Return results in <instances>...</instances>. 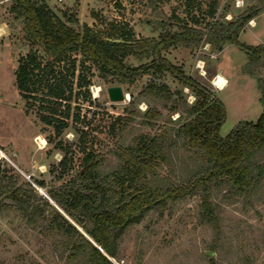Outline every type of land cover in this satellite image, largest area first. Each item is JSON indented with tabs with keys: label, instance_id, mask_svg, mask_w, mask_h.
<instances>
[{
	"label": "rangeland",
	"instance_id": "374dc122",
	"mask_svg": "<svg viewBox=\"0 0 264 264\" xmlns=\"http://www.w3.org/2000/svg\"><path fill=\"white\" fill-rule=\"evenodd\" d=\"M49 1L72 16L79 30L85 24L101 36L115 30L130 32L135 44L123 58L129 67L150 63L152 47L160 38L185 34L184 42L175 40L171 46L161 48L160 55L206 85L222 102L225 118L218 129L220 136L238 122H254L261 113L264 0ZM10 4L11 0H0V264H79L80 257L69 258L70 239L48 227L52 208L64 214L49 197L50 191L72 180L83 156L82 148L93 150L100 158L98 172L106 174L122 163V150L138 134L160 135L171 146L167 160L147 174L151 182H189L203 169V162L186 150L175 130L189 117L196 99L190 87L168 72L148 70L131 83H120L100 74L79 53L72 54L75 75L82 73L90 80V99L84 97L83 89H76L74 77L71 97L65 103L69 104V126L61 136H54L52 127L36 115L40 102L35 100L34 106L25 111L24 100L15 88L17 58L30 49V44L22 18L9 12ZM254 10L255 23L253 17L247 20L237 40L250 46L253 54L260 50L257 60L252 61L239 45L210 42L217 29L215 20L225 24ZM32 48L43 54L38 44ZM216 73L226 78L221 90L210 83ZM149 81L158 89L145 93ZM114 85H120L127 96L120 102L107 98L106 89ZM93 88H98L97 95ZM75 112L85 117L86 126L71 121ZM120 115L123 117L116 119ZM179 115L183 117L180 121ZM79 129L86 132L82 145L77 143ZM36 137L43 140L42 148L37 149ZM59 140L65 145L63 151L56 147ZM65 152L63 166L59 161ZM263 159V150L251 158L255 162ZM203 197L207 213L201 207ZM115 251L111 264H264V178L258 188L244 195L235 194L227 183L216 178L205 191L200 187L177 200L166 201L148 210L139 223L128 226L119 235Z\"/></svg>",
	"mask_w": 264,
	"mask_h": 264
},
{
	"label": "trees",
	"instance_id": "16d2710c",
	"mask_svg": "<svg viewBox=\"0 0 264 264\" xmlns=\"http://www.w3.org/2000/svg\"><path fill=\"white\" fill-rule=\"evenodd\" d=\"M9 12L14 17L22 18L25 36L30 44V49L17 58L13 71L15 88L24 100L25 111L34 106L35 100L40 102L36 115L43 124L52 127L54 136H61L62 131L69 126V104L65 103L71 97L74 77L76 89H83L84 97L90 99L87 90L90 80L82 73L75 75V59L71 58L72 54L79 53L100 74L110 75L120 83H131L138 74L147 73L148 70L154 73L168 72L184 86L190 87L196 99L189 110V117L184 118L175 130L176 137L182 140L186 150L203 162V169L189 182L182 185L164 180L153 183L147 178V174L168 157L171 146L160 135L135 136L122 150V163L106 174L98 172L100 158L93 150L82 148L83 156L72 180L58 187L57 191H50L49 197L102 251L69 219L52 208L53 215L48 221V227L70 239L71 260L80 257L79 264H111L107 256L115 257L117 239L128 226L139 223L148 210L166 201L177 200L200 187L205 191L216 178L227 183L237 195L258 188L264 178V159L255 162L251 158L255 152L264 151V105L254 122H238L225 136H220L218 129L225 118L222 102L211 94L206 85L185 75L160 55L161 48L171 46L175 40L184 42L185 34L178 32L172 37L160 38L152 47L150 63L129 67L124 64L123 58L131 53L135 44L130 32L115 30L101 36L91 32L85 24L76 32L56 18L44 0H11ZM60 12L67 21L76 22L72 16ZM213 14L214 8L211 6L209 15L212 17ZM256 14L255 10L246 12L225 24L215 20L217 29L212 33L210 42L224 41L239 45L252 61L257 60L260 50L257 55L253 54L250 46L239 44L237 40L243 25ZM109 39H121L124 42ZM37 44L43 54L32 48ZM261 51L264 52V47ZM158 87L167 90L164 85ZM155 89H158L155 83L149 81L143 92L151 93ZM63 102L65 105L60 110ZM122 117L120 115L116 119ZM182 119L179 115L178 121ZM71 121L87 125L85 117L79 116L78 112L72 113ZM85 135V130H78L79 145H82ZM62 146L65 145L59 140L57 149L62 150ZM65 156L66 152L59 161L60 165L64 166ZM45 202L50 205L48 201ZM201 203L207 213L205 197Z\"/></svg>",
	"mask_w": 264,
	"mask_h": 264
},
{
	"label": "water",
	"instance_id": "95a60500",
	"mask_svg": "<svg viewBox=\"0 0 264 264\" xmlns=\"http://www.w3.org/2000/svg\"><path fill=\"white\" fill-rule=\"evenodd\" d=\"M47 8L52 12V14L55 15L56 18H58L65 26L75 30L76 32L79 31V28H78V25L75 21H67L63 15L61 14L60 10H58L56 7L53 6V4L49 1V0H44ZM110 41H113V42H124L123 40L121 39H109ZM106 94H107V98L110 102H120L124 99V93L122 91V88L120 85H114V86H109L107 89H106ZM67 219H69L67 217V215L63 214ZM70 220V219H69ZM71 221V220H70ZM71 223L83 234L85 235L97 248H99L101 251L102 249L97 246L94 241H92V239L90 237H88V235H86L84 233V231L76 224V223H73L71 221ZM105 254V253H104ZM106 255V254H105ZM107 256V255H106ZM107 258L109 260H111L108 256Z\"/></svg>",
	"mask_w": 264,
	"mask_h": 264
},
{
	"label": "bare ground",
	"instance_id": "6f19581e",
	"mask_svg": "<svg viewBox=\"0 0 264 264\" xmlns=\"http://www.w3.org/2000/svg\"><path fill=\"white\" fill-rule=\"evenodd\" d=\"M200 66H201V62H199V66L198 67H200ZM225 82H226L225 77L223 75H221L220 73H217L216 76L211 80V83L213 84V86L217 90H221L224 87ZM92 91H93L94 95H97L98 88H93ZM125 97H127V96H125ZM36 140H37L39 145H42L44 143L43 140H41L40 137H36Z\"/></svg>",
	"mask_w": 264,
	"mask_h": 264
},
{
	"label": "built area",
	"instance_id": "2783aa9c",
	"mask_svg": "<svg viewBox=\"0 0 264 264\" xmlns=\"http://www.w3.org/2000/svg\"><path fill=\"white\" fill-rule=\"evenodd\" d=\"M237 1H238V0H236V2H237ZM53 2H54L55 4H60V3L64 2V0H53ZM34 142H35V145H36L37 149L42 148V147H40V145L38 144L37 141L34 140Z\"/></svg>",
	"mask_w": 264,
	"mask_h": 264
},
{
	"label": "crops",
	"instance_id": "0c3cea01",
	"mask_svg": "<svg viewBox=\"0 0 264 264\" xmlns=\"http://www.w3.org/2000/svg\"><path fill=\"white\" fill-rule=\"evenodd\" d=\"M252 20H253V22L255 23V21H254V17L252 18ZM255 26V24L252 26V27H254ZM240 34L241 33H239V36H240ZM217 74V73H216ZM220 74H222V73H220ZM223 75V74H222ZM226 79V78H225ZM211 83V82H210Z\"/></svg>",
	"mask_w": 264,
	"mask_h": 264
}]
</instances>
